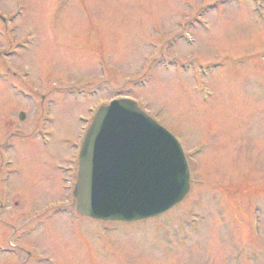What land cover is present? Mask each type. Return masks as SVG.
<instances>
[{
  "label": "rangeland",
  "instance_id": "rangeland-1",
  "mask_svg": "<svg viewBox=\"0 0 264 264\" xmlns=\"http://www.w3.org/2000/svg\"><path fill=\"white\" fill-rule=\"evenodd\" d=\"M240 1L0 0L13 23L0 35V74L14 70L23 88L0 80V146L13 170L0 181V264H264V0ZM96 84L99 96L84 97ZM114 92L142 97L188 153L190 195L153 220L74 219L67 174L55 167L70 166L90 110ZM37 95L47 142L31 135ZM62 202L65 211L35 219ZM14 227L30 231L19 241Z\"/></svg>",
  "mask_w": 264,
  "mask_h": 264
},
{
  "label": "water",
  "instance_id": "water-1",
  "mask_svg": "<svg viewBox=\"0 0 264 264\" xmlns=\"http://www.w3.org/2000/svg\"><path fill=\"white\" fill-rule=\"evenodd\" d=\"M190 190V173L173 136L137 105L102 108L85 142L75 196L86 216L136 221L161 214Z\"/></svg>",
  "mask_w": 264,
  "mask_h": 264
}]
</instances>
